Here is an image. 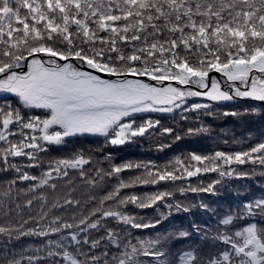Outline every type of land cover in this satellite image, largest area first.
Listing matches in <instances>:
<instances>
[{
  "label": "snow or ice",
  "instance_id": "6c2138e0",
  "mask_svg": "<svg viewBox=\"0 0 264 264\" xmlns=\"http://www.w3.org/2000/svg\"><path fill=\"white\" fill-rule=\"evenodd\" d=\"M217 112H264V0H0V264H264V129L159 161L101 151H162ZM234 178L261 191L205 198Z\"/></svg>",
  "mask_w": 264,
  "mask_h": 264
},
{
  "label": "trees",
  "instance_id": "16d2710c",
  "mask_svg": "<svg viewBox=\"0 0 264 264\" xmlns=\"http://www.w3.org/2000/svg\"><path fill=\"white\" fill-rule=\"evenodd\" d=\"M242 103H249L247 101L241 102L237 101L235 104H221V105H214V109H222L225 106L228 107H240ZM160 119L164 120L167 123V116H161ZM203 120L206 124H208L211 128L209 133H202L197 137L194 138H185L176 143H173L169 147L163 149L162 151H155L154 148L150 146V142L148 139H141L136 143L132 144H125L122 146H115V147H106L101 151L112 152L115 154V158L117 160L123 159H153V160H163L170 157L172 154L176 152H183L188 150H197V151H207L212 147H220L225 148L224 144H221V140H230L235 137H243L246 133H254L259 134L261 129H264V112H261L259 115H251L245 113L243 115L238 116H221L219 112L215 118L204 116ZM224 131H221V130ZM166 139V138H165ZM77 145L84 146L88 148L89 146H95L99 143L98 140L95 139H83L78 140L75 142ZM66 151V150H65ZM127 174V173H126ZM203 179H208V177H203ZM255 180H264V177L256 176ZM229 185H231V189L240 187L243 188L245 185L248 186L249 191L245 192L243 196H236L233 194V191L230 189ZM153 186H140L137 188V191H144V190H152ZM219 195L215 197L206 196L205 198L217 206H225L231 207L233 204H237L239 200L249 198L250 195L260 192V187L255 184L252 180L241 181L238 179H231L225 182L219 189ZM177 199L183 198L182 194H176ZM189 198H191L192 194H188ZM129 211H135L131 205H129ZM147 211L149 214L153 213L152 209L141 210ZM195 220H203L205 217L202 215L199 209H192L189 213L179 212L173 213L167 220L163 221L161 225L158 227H166L168 225H172L175 227H183L190 224V219ZM154 231V229L150 230ZM143 230H135L134 234H142ZM179 241H174L172 247H179ZM19 246V242L13 241L9 245V250L12 247ZM183 250V249H181ZM0 251H3L2 247H0ZM178 256V253H177Z\"/></svg>",
  "mask_w": 264,
  "mask_h": 264
}]
</instances>
